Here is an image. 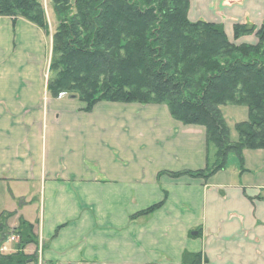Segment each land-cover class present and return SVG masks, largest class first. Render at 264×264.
Wrapping results in <instances>:
<instances>
[{"label":"crops","instance_id":"obj_1","mask_svg":"<svg viewBox=\"0 0 264 264\" xmlns=\"http://www.w3.org/2000/svg\"><path fill=\"white\" fill-rule=\"evenodd\" d=\"M189 19L264 25V0H190ZM226 23V24H225ZM50 40L0 17V217L33 225L28 264H264V150L245 149L209 179L204 127L163 104L103 101L91 112L48 93ZM237 143L244 107H222ZM164 202V203H163ZM163 206L149 215V208ZM197 235H194V234ZM13 243L9 244L12 249Z\"/></svg>","mask_w":264,"mask_h":264},{"label":"trees","instance_id":"obj_2","mask_svg":"<svg viewBox=\"0 0 264 264\" xmlns=\"http://www.w3.org/2000/svg\"><path fill=\"white\" fill-rule=\"evenodd\" d=\"M52 3L59 20L47 87L52 98L76 95L86 101V112L103 101L163 104L182 124L204 127L206 169L175 176L209 179L228 166L230 156L242 164L245 149L264 150V51L257 53L264 47L230 54L239 48L229 43L221 27L188 24V0H76L77 14L70 18L65 17L70 0ZM0 17L11 18L14 26L22 18L48 32L41 0H0ZM175 25L181 31L173 38ZM254 30L236 26V37ZM257 34L264 43V27ZM196 46L203 57L190 60L187 51ZM253 49L255 54L249 53ZM132 72L134 79L129 78ZM228 105L249 110L248 121L236 125L237 144L230 140L220 109ZM163 203L139 215L152 214ZM8 217H0V248L12 235L19 242L16 253H0V264L36 261L24 253L28 245H38L33 225L21 220L17 229L10 230ZM207 262L202 253L185 252L182 257V264Z\"/></svg>","mask_w":264,"mask_h":264},{"label":"rangeland","instance_id":"obj_3","mask_svg":"<svg viewBox=\"0 0 264 264\" xmlns=\"http://www.w3.org/2000/svg\"><path fill=\"white\" fill-rule=\"evenodd\" d=\"M41 4H42V8H43V11H44V16L46 18V22L48 24V32H45L43 31L49 38L50 40V63H51V57H52V48H53V36L57 30V27H58V24H59V20L55 14V11H54V6H53V3H52V0H41ZM180 7V6H179ZM189 13H190V0H188V5H187V8H186V17H187V21H188V24L190 25H197V24H210V25H215V26H219L222 28L227 40L229 41V43L235 47V48H239V50L237 52H230V54H244L248 49H251L253 47H264V43H260V38L257 34V32L262 29L264 27V25L260 26V27H255V26H252V25H241V24H236L230 31L229 34H227L226 30H225V27H224V24H217V23H211V22H205V21H191L189 19ZM77 14V9H76V0H70V4L67 8V10L65 11V17L66 18H70V17H74L76 16ZM226 24V23H225ZM236 26H249V27H253L255 30L253 33H250V34H244V35H241L240 37H236V33H235V28ZM40 29V28H39ZM177 31H181V27H178L177 25H175L174 29L172 30V34H173V38L175 37V35L177 34ZM204 32H208V29H204ZM183 42V41H182ZM205 44V40L203 39L202 41V46ZM261 45V46H260ZM201 46V47H202ZM242 47V48H241ZM241 48V49H240ZM247 48V50H246ZM203 49V48H202ZM192 50V51H191ZM189 51H187V57L190 59V60H196L198 61L199 58H202L203 57V51L200 50V47L196 46L195 48L191 49ZM205 51V50H204ZM263 49H260L257 53H263ZM254 53L255 54V51L254 49L249 51V53ZM179 50H178V55H179ZM248 55V54H247ZM229 56V55H228ZM183 62V61H182ZM184 64L181 63L179 66L182 67ZM46 79L49 80L50 79V64H49V71L48 73L46 74ZM136 77V74L135 72H132L130 73V76L129 78H135ZM7 78L9 77H6L4 74L0 75V81H3V80H6ZM61 96H64L63 98H65L66 100H77V101H80L82 103V109L84 110L87 106V103L86 101H83L80 97L76 96V95H67V94H62ZM60 96V97H61ZM230 106H234V107H244L248 110V108L246 106H240V105H228V106H223V107H230ZM222 108V107H221ZM220 108V109H221ZM248 114H249V110H248ZM223 115V114H222ZM224 117V116H223ZM225 119V118H224ZM248 119H249V115H248ZM226 122V120H225ZM227 124V123H226ZM228 126V125H227ZM229 129V127H228ZM236 129V127H235ZM230 131V130H229ZM238 134V133H237ZM240 141V137H239V140L237 143H239ZM237 143H233V144H237ZM233 159L236 160V157L234 155L230 156L229 159H228V163L231 161H233ZM204 179V178H202ZM12 237V236H11ZM16 237V241L13 243V247L12 249H9V244L6 245V248L8 249V252L6 254H13V253H16V245L18 244L19 242V237L18 236H15ZM4 244V243H3ZM2 247V246H1ZM1 250V248H0ZM24 253L27 255V256H31V255H28V253H26V251H24ZM36 257V255H35ZM37 258V257H36ZM36 261H38V259H36ZM34 262V261H32Z\"/></svg>","mask_w":264,"mask_h":264},{"label":"built area","instance_id":"obj_4","mask_svg":"<svg viewBox=\"0 0 264 264\" xmlns=\"http://www.w3.org/2000/svg\"><path fill=\"white\" fill-rule=\"evenodd\" d=\"M16 241V237L12 236L8 239V241L1 247V252L7 253L8 249L6 248L7 244L14 243Z\"/></svg>","mask_w":264,"mask_h":264},{"label":"water","instance_id":"obj_5","mask_svg":"<svg viewBox=\"0 0 264 264\" xmlns=\"http://www.w3.org/2000/svg\"><path fill=\"white\" fill-rule=\"evenodd\" d=\"M194 235H197L196 233Z\"/></svg>","mask_w":264,"mask_h":264}]
</instances>
